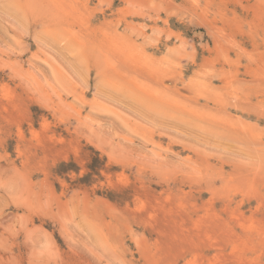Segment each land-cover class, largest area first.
I'll use <instances>...</instances> for the list:
<instances>
[{"label":"rangeland","instance_id":"374dc122","mask_svg":"<svg viewBox=\"0 0 264 264\" xmlns=\"http://www.w3.org/2000/svg\"><path fill=\"white\" fill-rule=\"evenodd\" d=\"M0 264H264V0H0Z\"/></svg>","mask_w":264,"mask_h":264}]
</instances>
